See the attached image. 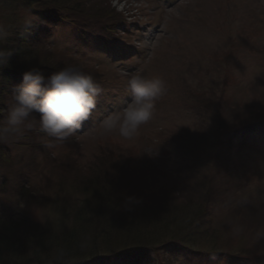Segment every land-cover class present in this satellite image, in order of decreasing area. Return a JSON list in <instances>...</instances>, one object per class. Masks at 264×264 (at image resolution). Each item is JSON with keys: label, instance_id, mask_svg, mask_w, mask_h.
I'll return each mask as SVG.
<instances>
[{"label": "rangeland", "instance_id": "obj_1", "mask_svg": "<svg viewBox=\"0 0 264 264\" xmlns=\"http://www.w3.org/2000/svg\"><path fill=\"white\" fill-rule=\"evenodd\" d=\"M82 3L93 13L100 7L104 13L92 18L106 21L91 24L77 12L47 24L43 0H0V49L12 53L21 44L27 62L45 76L54 68L89 69L67 54L108 71L94 69L106 90L67 140L47 136L37 119L23 136L0 142V148L9 147L0 152V216L24 215L39 236L55 240L62 227L72 226L73 209L99 206L89 192L105 184L110 202L123 196L117 225L128 228L137 218L136 229L145 235L168 229L172 239H187L188 249H173L174 264H264V126L235 141L232 150L220 142L222 129L240 126L231 124L264 119V0H77L76 6ZM109 6L125 19L107 48L84 30L91 24L92 31L106 34L113 27V16L105 14ZM3 70L7 64L0 67V89L22 82H4ZM137 73L165 83L152 118L131 139L103 134L99 122L130 102L127 78ZM183 89H210L208 105L222 114L202 110ZM218 117L231 127H221ZM233 176L251 182L242 185ZM250 195L258 202L248 204ZM129 196L141 201L132 211L125 210ZM198 202L205 210L187 237L184 222L202 209L191 206ZM181 209L184 218L176 222L185 225L174 223ZM167 257L156 254L150 264H169Z\"/></svg>", "mask_w": 264, "mask_h": 264}, {"label": "trees", "instance_id": "obj_2", "mask_svg": "<svg viewBox=\"0 0 264 264\" xmlns=\"http://www.w3.org/2000/svg\"><path fill=\"white\" fill-rule=\"evenodd\" d=\"M76 3L77 0H43L46 11L43 12L41 16L45 19L44 21H46L47 24H52L53 22L55 23L57 19H71L70 17L72 15L76 16L79 13H81L82 16L77 15L78 19H83L91 24L97 22L103 23V20L106 21L104 18L103 20H99L102 18H92L93 16L102 15V13H104L100 7H98V10H95L96 13H93L90 11L91 9H84L86 1L85 3H82L83 6H76ZM105 14L113 16L111 20H108L113 27H111L106 34H102V36H100L99 32L96 30L92 31L91 24H87V28L89 29L84 31L96 36L100 44L104 43L107 47V45L114 42L116 26L124 22L125 15L118 13L115 10H111L110 6L105 8ZM98 27L99 25H96V28ZM32 40L33 39H31V41ZM33 41L36 43L35 38ZM20 46L21 44L18 43V45L14 47L12 55L8 59V70H3L4 74L2 76L4 82L11 83L19 80L22 77V74L31 68L40 69V67H33L27 62L25 59L26 49L21 48ZM70 60L72 59L70 58ZM53 70L59 71L57 68H54ZM95 70L93 68H89L86 71H82L94 76L96 82L100 85L103 76L101 73H95ZM98 75L101 76L99 77ZM1 90L4 93L1 92ZM10 90L11 89H0V109L7 108V105L10 102L9 97H11L9 95ZM183 93L186 94V97L188 96L193 100L200 101V107L202 110L204 109L206 112H211L214 116L222 114L221 111H213L212 108H210V105H208V98L212 96V91L210 89H183ZM212 104L214 105V103ZM190 109H192V107ZM192 110L195 111V108ZM196 112L195 114L198 116L203 114L200 112V108H198ZM217 120L219 121L221 127L222 125L226 128L231 127L226 125V122L222 123L219 117ZM250 121L251 118H245L244 120L237 121L235 124H231H240L238 127L229 128L228 130L222 129L220 131L221 144L226 148L228 147L229 150H232L235 141L241 138L246 139L250 134H252V132H254L255 129H257V127L264 126V119L257 120V122L254 123ZM8 148L9 147L4 145L0 148V152L5 153ZM52 153L54 152L52 151ZM46 158V160H49L50 157ZM231 159L234 162V167L235 160L233 158ZM177 173L175 174L177 175ZM114 181L115 180L111 179L109 187L110 190L116 188L114 187L115 185H113ZM233 181L240 182L242 185L251 182L244 181L242 178H238L237 176L236 178L233 176ZM259 183L262 184L263 182L259 181ZM97 185V188L92 186V190L89 193L91 197L93 196L94 198H97L99 206L93 208L91 205L83 203L80 204L81 206L73 209L71 215L68 216V218H72V226H68L69 228L66 226H64V228L62 227L59 235L55 236V240H45L48 239V236H39L38 232H36V226L32 224L28 218H24V215H18L19 213L11 214L7 218L0 216V219H5L0 220V264H86L89 262L102 264V261L106 264L108 262H114V264H150L151 258L156 254L160 256H166L168 254L167 262L169 264H174V258H171L174 253L173 249L175 248L177 250L176 252L184 251L183 249L187 248V244L185 242L187 239L185 237L172 239L175 235H168V229L167 232L165 230V232L161 231L155 234L150 233L145 235L142 232H138L136 229L138 224L135 222V219L137 218H132L128 228L125 225H117L119 221L118 217L122 214L120 206L122 204L123 196H120L121 199L119 201L114 200L113 202H110L108 196L109 193L104 192L105 184L101 185L98 183ZM82 192L84 191L82 190ZM241 199L245 201L247 198L243 197ZM249 199L250 200L247 201L248 204L258 202L252 195L249 196ZM191 206L202 209L192 213L194 216L187 219L185 218L186 220L184 219V223H186L189 227H186V229H189L188 232L190 231L189 234H186L187 237L188 235H191L192 230L197 227V216H200L203 209L205 210L204 206H202V203L200 202H198V204H192ZM184 210L185 209H181V211L175 215L174 223L178 220L181 221L182 218H184ZM184 223L176 222L175 224L185 225ZM129 228L131 230H129ZM117 233L120 235H117ZM170 241H174V243L172 244ZM82 242L87 244L85 249L80 248V244ZM232 255L233 254L231 253L229 257ZM255 256V260L260 259V256Z\"/></svg>", "mask_w": 264, "mask_h": 264}, {"label": "clouds", "instance_id": "obj_3", "mask_svg": "<svg viewBox=\"0 0 264 264\" xmlns=\"http://www.w3.org/2000/svg\"><path fill=\"white\" fill-rule=\"evenodd\" d=\"M5 33L0 29V39ZM11 52L0 49V67L8 63ZM130 102L108 113L99 122L103 134L118 133L131 139L153 116L155 102L165 94L163 80L133 74L127 81ZM94 78L77 67L67 66L45 76L39 68L22 74V82L14 85L9 95L10 106L0 109V142L23 136L38 119L39 129L58 142L73 136L97 106L101 94ZM38 114V118H37ZM141 203L134 196L126 197L125 210L132 211ZM87 244L82 242L81 249Z\"/></svg>", "mask_w": 264, "mask_h": 264}]
</instances>
